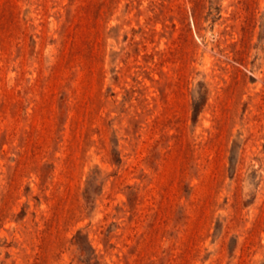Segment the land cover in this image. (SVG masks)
I'll return each mask as SVG.
<instances>
[{"label":"rangeland","instance_id":"obj_1","mask_svg":"<svg viewBox=\"0 0 264 264\" xmlns=\"http://www.w3.org/2000/svg\"><path fill=\"white\" fill-rule=\"evenodd\" d=\"M0 264H264V0H0Z\"/></svg>","mask_w":264,"mask_h":264}]
</instances>
